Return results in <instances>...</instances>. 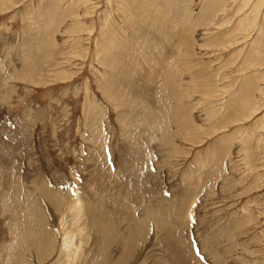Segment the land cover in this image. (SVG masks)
Instances as JSON below:
<instances>
[{
	"label": "rangeland",
	"instance_id": "obj_1",
	"mask_svg": "<svg viewBox=\"0 0 264 264\" xmlns=\"http://www.w3.org/2000/svg\"><path fill=\"white\" fill-rule=\"evenodd\" d=\"M257 1L0 0V170L20 176L50 232L48 243L16 224L0 200V264H172L180 251L183 264H264ZM127 155L134 184L117 186L108 175ZM73 190L104 203L82 234ZM148 211L175 227L171 250L148 216L132 253L115 244L105 261L100 217L124 232ZM63 220L77 235L72 262Z\"/></svg>",
	"mask_w": 264,
	"mask_h": 264
},
{
	"label": "bare ground",
	"instance_id": "obj_2",
	"mask_svg": "<svg viewBox=\"0 0 264 264\" xmlns=\"http://www.w3.org/2000/svg\"><path fill=\"white\" fill-rule=\"evenodd\" d=\"M255 3V2H254ZM255 4H258V5H261V6H264V0H258L257 1V3H255ZM254 7V6H253ZM259 7V6H258ZM252 8V7H251ZM253 9V8H252ZM252 12H253V10H252ZM259 12H260V10H259ZM257 13V12H256ZM261 13V12H260ZM251 14V13H250ZM251 15H254V14H251ZM0 156H1V154H0ZM2 157V156H1ZM5 158L4 157H2L1 159H0V166L3 168V167H7L6 165L7 164H9V163H7V162H5V161H7V160H5ZM123 160V159H122ZM7 163V164H6ZM125 164V166H124V164ZM134 162H132V160L129 162V160H128V155H127V157H125V159L122 161V164L121 165H118V167H119V169L121 170H118V171H120V172H123V174L122 175H120L118 172L117 173H114V174H112V175H108V176H110L111 177V181H113L114 179H113V177H115V182H113V183H115V185H117V184H123V181H126V183L128 184V182H130V180H128L129 179V175L130 174H132V173H130V167H132V164H133ZM10 165V164H9ZM141 166V165H140ZM117 167V168H118ZM122 167H128V168H126L125 169V171H126V173L123 171V169L124 168H122ZM8 168V167H7ZM132 169H134V168H132ZM8 170L9 169H1L0 170V184H4V186H6V187H11V193L12 194H9L10 196H11V198L10 197H7V198H5V202H3V200H2V197H1V195H0V200H1V204H2V208H3V211H2V213L4 214V213H11V216H12V218H13V220L15 221V223L16 224H21V223H23V221L24 222H27L29 225H33V226H35V227H40L41 228V230L44 232V234H45V236H46V238H47V242L49 243V236H50V232L47 230V229H45V227H44V214L43 213H37V210H35V208L33 207V204L31 203L32 201H33V199H35L36 200V198H35V195H31L30 196V190H28V189H26V187L25 186H19L18 185V183H19V181H20V176H18L17 174H15V175H17V177H14V178H9V175L11 174V173H9V175H7V172H8ZM117 170V169H116ZM10 171H12V169L10 170ZM134 171V170H133ZM13 172V171H12ZM15 172H16V170H15ZM135 173V172H134ZM118 174H119V177H118ZM135 175H137L138 176V174H134V176ZM12 177V176H11ZM104 177V176H103ZM102 176H101V179L103 178ZM109 177V178H110ZM131 178L130 179H132V177L133 176H130ZM134 178H136V176L134 177ZM32 179V178H31ZM100 180V179H99ZM128 181V182H127ZM104 182H105V180H104ZM134 182V181H133ZM132 181L130 182V183H132V184H134ZM130 183L128 184L129 186H130ZM16 185V186H15ZM102 185H104V184H102ZM108 186V185H107ZM117 186H119V185H117ZM134 186V185H133ZM0 187H2V186H0ZM13 187L15 188V189H13ZM116 187V186H115ZM125 187V186H124ZM127 187V186H126ZM102 189L100 190V191H102L103 193H105L104 192V190L106 189V185L104 186V188H103V186L101 187ZM109 189V188H108ZM115 189V188H114ZM118 189H122V187L121 188H118ZM126 189H128V188H126ZM133 190H135L134 188H133ZM138 189H136L135 191H137ZM118 192V191H117ZM131 192V193H130ZM2 193V192H1ZM86 193H88V192H86ZM124 194V196H126V194L127 193H130L131 195H132V193L133 194H137V192H132V191H126L125 190V192H123ZM110 194V193H109ZM129 194V195H130ZM73 195H74V200H73V205H74V207H70V211H72L73 213H70V215H71V218L76 222V224L79 226V229L77 230V232L79 231V232H81V234H82V231H83V229H80V228H82L83 227V225L82 224H84L82 221L84 220V218H85V220H84V222L86 221V219H89V220H94L96 217H97V214L98 213H100V211L97 209V206H100V205H103L104 203H101V204H94V203H90V202H87V203H83V201H82V199L81 198H79V194H78V191H74L73 190ZM88 195V194H87ZM87 195H85V196H87ZM94 195L95 194H93L91 197H89V199H88V201L90 200V199H92V200H95L93 197H94ZM106 195V194H105ZM108 195V194H107ZM111 195V194H110ZM84 196V197H85ZM100 197V196H99ZM127 197H128V194H127ZM127 197L124 199V200H126L127 199ZM131 197V196H130ZM133 197V196H132ZM13 198V199H12ZM86 198V197H85ZM103 198V197H102ZM106 198L107 197H105L104 199H105V201H107L106 200ZM49 199V200H48ZM48 199H47V197H45L44 198V200L45 201H49V203H50V205H52L54 208H56L57 207V205H58V201L55 199V198H53V197H51V196H48ZM130 199V198H129ZM101 201H103V200H101ZM91 202H93V201H91ZM104 202V201H103ZM164 202V201H163ZM159 203H160V201H159ZM162 204V203H161ZM4 205V206H3ZM163 205V204H162ZM166 206V205H165ZM123 207H125L126 208V206H124L123 205ZM147 207V206H146ZM170 207V206H169ZM83 208H84V210H83ZM105 208V207H104ZM104 208H103V210H104ZM149 208V207H148ZM162 208V207H161ZM172 209V208H171ZM171 209H169V211L171 210ZM126 210H128V209H126ZM149 210V209H148ZM10 211H12V212H10ZM122 211V210H121ZM128 211H130V210H128ZM123 212H125V210H124V208H123ZM146 212V211H145ZM161 212H162V210H161ZM168 212V211H167ZM133 213V212H132ZM159 212H157V213H149V211H148V215L147 216H142V218H140V219H137L136 218V220H135V218L133 219L134 220V224H133V227H131L132 226V223H131V226L129 225H127L128 226V228L130 227V229L132 228V230H127V229H125V231L124 232H122L123 230H121V229H117V228H113V227H115L114 226V224H111V223H106L105 221H104V217H100V220H101V224H103L104 225V230H108L107 231V233L105 234V236H104V241H103V251H102V254H103V256H104V260L105 261H110V251H108V253L106 254V251L107 250H110L111 249V247H112V245H113V247H114V245L115 244H119V246L121 247V250H122V252H127V253H132V251H133V246H134V243H136L138 240V237H140V236H142V234L143 235H145L143 232L145 231V227H147V224H148V221H149V218H148V216H153L154 218V225L156 226V228H158L159 230H160V232L161 231H166V233L168 234V236H169V240L166 242L165 241V243H168V250H171L170 249V246L173 244V242H172V240H171V238L170 237H172V234H173V236H175V227H172L171 226V224L168 226L167 225V223L165 222V221H169L170 223H171V221L170 220H162V217L164 216H162L161 217V213H160V215L158 214ZM112 214V213H111ZM115 214V213H114ZM121 214H124V215H127V213H121ZM163 214V213H162ZM164 214H166V213H164ZM120 215V214H119ZM129 215H130V212H129ZM132 215V214H131ZM146 215V214H145ZM172 215H174V214H172ZM134 216V215H133ZM167 216V215H166ZM126 217V216H125ZM127 217H128V215H127ZM165 217V216H164ZM129 218V217H128ZM127 218V220H129ZM169 218V217H168ZM171 218V217H170ZM173 218V217H172ZM83 219V220H82ZM130 220H131V218H130ZM81 221V222H80ZM152 222V221H151ZM173 222V221H172ZM130 223V222H129ZM174 223V222H173ZM172 223V224H173ZM169 224V223H168ZM118 226V225H117ZM116 226V227H117ZM174 226V225H173ZM26 228L27 229H30L29 228V226L28 225H26ZM134 228V229H133ZM148 228V227H147ZM74 230L70 227V226H68L67 224H66V222L63 220L62 222H61V224H60V227H59V233H60V238H62V248L68 253V258H69V260H70V262H72L73 261V258H74V255H75V253H76V250L75 249H73V247H74V245H75V240H76V238H77V235L76 234H74ZM146 232H147V230H146ZM167 234H165V235H167ZM145 238V237H144ZM138 243V242H137ZM136 245V244H135ZM112 247V248H113ZM135 247V246H134ZM119 248V247H118ZM181 249V248H180ZM180 251V250H179ZM127 253H125V254H123V256H128V254ZM180 253H181V251H180ZM179 252H177L176 254H174V256H173V258L174 259H172V261H171V263L172 264H178V262H179V264H183V261L185 262V260H186V256H184L182 253V259H181V254H180Z\"/></svg>",
	"mask_w": 264,
	"mask_h": 264
}]
</instances>
